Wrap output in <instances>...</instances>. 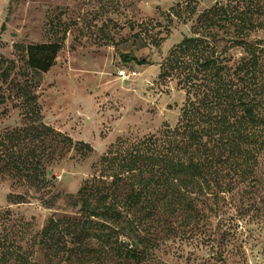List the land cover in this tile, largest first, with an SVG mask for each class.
I'll use <instances>...</instances> for the list:
<instances>
[{
    "label": "rangeland",
    "instance_id": "1",
    "mask_svg": "<svg viewBox=\"0 0 264 264\" xmlns=\"http://www.w3.org/2000/svg\"><path fill=\"white\" fill-rule=\"evenodd\" d=\"M188 1L0 0V55L5 58L18 59L15 43L52 39L49 28L55 17L66 23L65 46L36 92L45 122L94 149L85 158L75 148L57 158L48 167L54 189L49 195L31 191L26 203L8 200L9 193H25V187H14L9 177L0 179V230L18 235L32 264H264V155L254 179L218 199H199L201 217L194 220L160 214L132 222V229L123 223L113 247L105 249L92 239L90 254L79 248L65 254L41 243L40 233L51 219L80 220L78 191L92 180L95 165L113 143L176 125L187 95L176 79L159 78L161 63L174 44L193 34L200 13L218 1L239 3L253 11L258 25L250 39L264 40V0H190L186 9ZM179 7L176 15L174 8ZM231 52L236 58L244 54L239 47ZM123 54L136 60L124 61ZM121 67L137 75L123 78ZM22 122L11 101L0 107V131ZM130 244L147 250L140 262L124 256Z\"/></svg>",
    "mask_w": 264,
    "mask_h": 264
},
{
    "label": "trees",
    "instance_id": "2",
    "mask_svg": "<svg viewBox=\"0 0 264 264\" xmlns=\"http://www.w3.org/2000/svg\"><path fill=\"white\" fill-rule=\"evenodd\" d=\"M174 10L180 14V7ZM252 12L218 1L199 14L193 34L174 44L161 63L159 78L176 79L187 95L176 125L113 143L78 191L80 220L51 219L40 233L42 244L65 254L78 248L90 254L88 242L97 239L107 249L119 239L123 223L132 229V222L160 214L194 220L201 217L199 199H218L255 178L264 155V40L250 39L258 27ZM54 20L49 41L15 43L17 60L0 55V107L11 101L23 116L22 125L0 131V179L9 177L14 187L27 189L9 193L12 204L28 202L31 191L49 195L55 181L48 167L72 148L82 158L94 150L44 120L36 90L68 34L66 23ZM236 47L244 51L238 58L231 52ZM6 215L12 218L10 210ZM17 236L0 230V264H32ZM146 251L130 244L123 254L140 262Z\"/></svg>",
    "mask_w": 264,
    "mask_h": 264
},
{
    "label": "built area",
    "instance_id": "3",
    "mask_svg": "<svg viewBox=\"0 0 264 264\" xmlns=\"http://www.w3.org/2000/svg\"><path fill=\"white\" fill-rule=\"evenodd\" d=\"M119 75L122 76L123 78H133L134 76L137 75V72L132 69H127V68H120L119 69Z\"/></svg>",
    "mask_w": 264,
    "mask_h": 264
}]
</instances>
